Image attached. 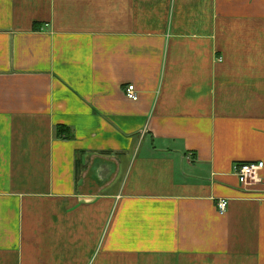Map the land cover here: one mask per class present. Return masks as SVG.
Segmentation results:
<instances>
[{
  "label": "crops",
  "instance_id": "obj_1",
  "mask_svg": "<svg viewBox=\"0 0 264 264\" xmlns=\"http://www.w3.org/2000/svg\"><path fill=\"white\" fill-rule=\"evenodd\" d=\"M0 264H264V0H0Z\"/></svg>",
  "mask_w": 264,
  "mask_h": 264
},
{
  "label": "built area",
  "instance_id": "obj_2",
  "mask_svg": "<svg viewBox=\"0 0 264 264\" xmlns=\"http://www.w3.org/2000/svg\"><path fill=\"white\" fill-rule=\"evenodd\" d=\"M126 99L135 102L138 100V93L134 85H128L124 90ZM263 168V163H242L236 164L233 167V173L238 178L241 186H248L256 180L258 172ZM227 206V201L221 200L217 203V209L222 214Z\"/></svg>",
  "mask_w": 264,
  "mask_h": 264
},
{
  "label": "trees",
  "instance_id": "obj_3",
  "mask_svg": "<svg viewBox=\"0 0 264 264\" xmlns=\"http://www.w3.org/2000/svg\"><path fill=\"white\" fill-rule=\"evenodd\" d=\"M57 136H61V135H65V138H67V139H72L73 138V135L71 134V132L68 130V129H66V128H63V127H58L57 129ZM64 137V136H63ZM80 166H79V163L77 162L76 163V171L78 172L79 171V168Z\"/></svg>",
  "mask_w": 264,
  "mask_h": 264
}]
</instances>
